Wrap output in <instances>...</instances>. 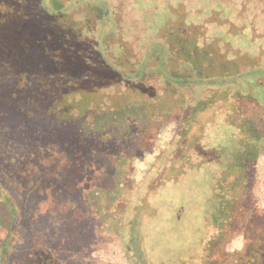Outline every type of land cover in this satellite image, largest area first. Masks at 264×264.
Here are the masks:
<instances>
[{"label":"trees","instance_id":"obj_1","mask_svg":"<svg viewBox=\"0 0 264 264\" xmlns=\"http://www.w3.org/2000/svg\"><path fill=\"white\" fill-rule=\"evenodd\" d=\"M180 4L177 21L171 20V16L167 21L165 17L157 21L159 27L174 25L177 31V36L173 35L176 40L171 42L172 46H181L182 54L175 58L179 61L175 62V69H169L163 61L164 49H151L153 55L142 60L132 49V42L127 40H120V54L101 59L102 54L96 49L100 44L97 34L106 29L107 21L100 7L96 12L102 22L85 40V50H70L67 54L73 60H66L60 73L51 69L59 74L55 79L45 74L34 85H29L31 81L23 76V70L17 72L13 64L0 60V233L6 231L0 238V264H18L21 253L26 254L28 248L37 249L41 242L29 231L30 224H36L40 233L46 226H42L43 223H56L61 233L59 238L64 239L63 233L74 232L94 216H102L96 212L106 214L101 211L102 197L109 196V209L115 208L120 200L131 203L134 185L120 180V176L123 177L117 174L122 153L135 143L134 154H142L143 139L134 134L150 133L161 126L163 120L171 118L177 119L178 128L167 151L177 158L172 161L175 169H170V177L167 175L161 186L176 184L204 165L212 168L217 208L211 215L210 238L204 239L203 250L226 254L222 247L230 238L231 218L240 221L237 203L240 204L241 192L249 189L251 167H247V163L257 159L259 146H264V143L236 145L234 149H245L239 150L240 158L230 159L232 152L227 142L240 134L235 132L237 119L242 120V133L249 137L248 132H251L255 142L264 141V113L263 117L251 116L250 106L243 105L251 101L257 103L258 111L264 110L260 104L264 101H260L255 92V85L259 86L262 78L254 83L250 80L256 73L264 76V69L252 67V61L236 64L233 57L248 56L253 49L251 42L243 39L246 35L264 42V0H180ZM130 8L125 6L122 12L125 20L133 18L127 21L128 29L148 31L152 26L136 28L135 24L140 23H134ZM196 26L209 29L205 41H209L208 37L211 41L205 50L201 36L192 32ZM120 30L124 33V29ZM14 31L15 28L9 32L0 30L1 44ZM227 38L232 42L229 51H225L229 45ZM200 52L205 54L212 71L207 76L213 77L204 88L200 78L203 72L196 57ZM154 55H158L156 63ZM84 58L91 59L94 71L89 72ZM75 73L85 78L78 96L72 85L74 80H80ZM215 76L220 82L216 88L209 85ZM101 95L106 99L102 100ZM261 96L264 97V92ZM228 127L235 131L230 132ZM241 136L246 141L244 135ZM59 173L66 177L62 188L56 186L60 182L51 179L60 178ZM68 183L76 189L79 200L67 198L71 191L67 193L63 189ZM39 191L43 194L42 201L31 202L32 195ZM223 191L229 196L223 195ZM51 205L59 206L57 219L50 215L54 208ZM130 207L124 210V215ZM150 212V206L142 201L134 207L132 218L124 216L127 221L122 224L123 228L128 224L132 231L131 236L127 235L129 249L141 240L139 227L143 225V217L151 218ZM39 215L43 217L37 223ZM212 228L217 230L214 237ZM261 233L257 231L254 238L252 231L246 233L252 238L248 244L250 256L233 260V264H264ZM139 249L131 260L133 264L155 263L147 260L145 248ZM256 253L260 254L259 258ZM34 254L37 253L34 251ZM210 254L207 260L199 253L155 264H221L210 261ZM228 259L231 261L232 255L226 256L223 262Z\"/></svg>","mask_w":264,"mask_h":264},{"label":"rangeland","instance_id":"obj_2","mask_svg":"<svg viewBox=\"0 0 264 264\" xmlns=\"http://www.w3.org/2000/svg\"><path fill=\"white\" fill-rule=\"evenodd\" d=\"M180 5V0H0V30L9 32L15 28L11 37L3 44L0 42V60L3 59L5 64H13L17 72L23 70V76L29 77L31 81L29 85H34L45 74L55 79V75L64 69L66 60H73V57L67 54L70 50L77 52L85 50V40L91 37L92 30L93 33L96 32V26L102 22V17L96 12V8L100 7L104 13V20L107 21L106 29L97 34L100 44L96 46V49L102 54L101 59L106 55L110 57L113 54H120L122 52L120 40H127L132 42V49L142 60L148 55H153L151 49L153 51L164 49L163 61L168 64L169 69H175L177 66L175 62L179 63L175 58L178 54H182L181 46H172L171 42L177 31L173 28L174 25L159 27L160 24L157 21L164 17L167 21L170 16L171 20L177 21L176 15L180 14L178 12ZM125 6L131 7L130 14L135 16L134 23L136 21L140 23L135 24L136 28L140 25L152 27L142 32L138 29H128L127 21L129 19L133 21V18L125 20V17H122ZM171 24H173L172 21ZM196 27L192 32L201 36V46L205 45L203 48L205 50L211 41V37H208L207 43L205 41V35L209 29ZM120 29H124V33ZM243 39L251 42L253 49L248 56L244 54L236 58L232 56L234 62L238 64L252 61L254 65L252 67L264 69V42L258 37L251 36L250 39L247 35ZM226 41V44L232 43L231 39L227 38ZM229 49L230 44L225 51ZM196 57L200 61L199 66L203 72L200 78L202 79L201 87L204 88L208 86V80L213 78L207 76L208 73L212 74V71L209 69V62L204 53L200 52ZM157 58L158 55H154L153 61L155 62ZM33 60L36 61L35 64L28 66L27 64ZM91 64V59L84 58V65L89 68V72L95 69L91 67ZM51 69L58 73L51 72ZM75 74L80 80H74L77 84L72 83V85L74 94L78 96L82 80L85 78L79 77V73ZM214 78L215 80H212L214 82H210L209 85L216 88L220 86V82L218 76ZM259 78H262V82L259 86L255 85V92L259 100L264 101V97L261 96L264 92V76L256 73L250 80L254 83ZM101 99L105 100L106 97L102 96ZM260 104L264 107V103ZM243 105L250 106L251 116L255 114L263 117L261 115L264 110L258 111L257 103L249 101L243 102ZM234 123L237 126L236 131L231 127L228 129L230 132L235 131L240 134L235 136L234 140L227 142L232 152L231 160L240 158V151L245 149L243 147L234 149L236 145L244 146L247 143L249 146L252 143H264L262 139L255 142L256 139L251 138V132H248L250 138L247 137V133L241 132L244 130L241 119H237ZM177 125V119L171 118L163 120L162 125L150 133H135L134 136L143 139L142 154H134L135 143L131 148L127 147L123 151L117 165V174L120 173L124 178L120 176V180H126L128 184L134 185L131 189L133 195L131 203L120 200L115 204V208L109 209L107 208L109 196L102 197L101 211L106 214L96 212L97 215L102 216H94L91 221H86L83 226L75 228L74 232L63 233L64 239L59 238L61 233L56 223H43L42 226L47 227H40V233L36 224H30V230L28 227L27 229L34 233L41 243L36 246L37 249L28 248L26 254L21 253L22 258L18 260V264H133L131 260L136 257V251L140 247L145 248L144 252L149 262L152 260L155 263L172 262L174 258L186 259L189 255L199 253H202L203 258L207 260L206 256L211 251L206 252V248L203 250V247H206V245L203 246V242L205 238H210L208 229L210 223L213 224L211 215L217 208L211 179L212 168L204 165L188 173L176 184L161 186L163 179L167 178V175L170 177V169H175L172 161L177 158V155H170L167 147L177 135ZM259 147H261L259 157L247 163V167H251L248 178L249 189L246 188L241 192L240 204L237 203L240 221L235 222V219L231 218L230 238L225 240L222 247L226 254L222 256L217 250L212 252L210 254L212 262L233 264V260L244 259L250 256L248 244L252 238L256 237L257 231H262L261 235L264 236V146ZM59 175L60 178L53 176L51 179L60 182V184L56 183V186L59 185V188H62L66 177L64 173ZM69 184L63 189L67 193L71 191L67 198L79 200L76 189H72V184ZM38 187L41 191L43 184L40 182ZM40 191L34 193L36 196L32 195L31 202L42 201L43 194ZM221 193L226 197L229 196L226 191ZM142 201L150 206L153 217H143V225L138 231L141 240L138 239L137 243L131 245L133 247L129 249L127 235L131 236L132 231L128 224L123 228L122 224L127 221L124 216L132 218L134 207ZM51 207L54 208L50 211V215L57 219L59 206L51 205ZM129 207L130 210L124 215V210ZM39 216L37 223L43 217V215ZM47 219L53 221L49 217ZM251 231L252 238H249L250 236L246 233ZM212 232L213 237L217 235V230L214 228ZM5 235L6 231L3 230L0 238ZM34 251L37 254H34ZM256 254L259 258L260 254ZM229 255H232L231 261L228 259L226 263L223 262L226 256L229 258ZM262 256L264 258V254Z\"/></svg>","mask_w":264,"mask_h":264}]
</instances>
